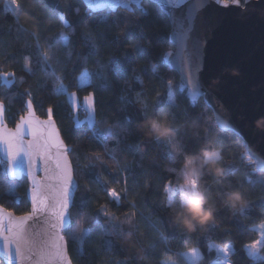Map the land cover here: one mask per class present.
<instances>
[{"label":"trees","instance_id":"16d2710c","mask_svg":"<svg viewBox=\"0 0 264 264\" xmlns=\"http://www.w3.org/2000/svg\"><path fill=\"white\" fill-rule=\"evenodd\" d=\"M18 3L23 9L20 23L29 33H40L42 42L61 32L70 37V44L62 46L57 53L61 60L57 71L67 76L63 80L66 89L57 94L55 81L37 61L34 37L19 30L12 16L15 6L0 0V71H13L17 79L11 88L0 86V100L8 109V125L15 126L13 120L24 109L28 98L25 93L30 91L37 115L43 118L44 110L53 108L61 136L72 149L70 158L78 182L75 206L71 209L72 232L77 237L74 243L68 231L65 232L72 263L188 264L183 256L188 248L196 247L201 253L196 264H215L209 246L222 248L227 244L232 248L230 264H264V259L254 261L246 251L247 245L260 239L254 225L264 220V173L256 171L238 136L220 131L202 100L192 103L186 93L179 92L177 74L163 62L173 46L169 43V21L159 8L144 2L141 10L133 8L132 13L118 10L94 14L80 0H18ZM61 15L65 16L64 21ZM85 32L93 35L98 53L88 58L86 65L83 60L91 49L83 38ZM137 41L142 46L140 52L129 47ZM26 58L31 72L24 66ZM96 60L105 66L103 77L91 78V86L76 87L74 77L80 75L83 67L95 71ZM116 67L123 71H112ZM169 82L172 105L168 104L166 95ZM90 92H95L92 126L87 121L74 120L67 100V95L76 93L82 102ZM158 114H164L178 130L176 143L181 152L175 158L173 144L151 140L138 129L146 116ZM94 125L111 127L112 137L106 142L97 138ZM209 139L219 148L225 169L222 178L205 170L200 180L217 206L216 220L196 233L187 234L172 222L171 209L181 202L179 193L170 203L165 189H177L184 184L179 169L185 158L198 154ZM2 173L0 167V204L17 214L28 211L27 181L14 182L18 185L17 202L9 194V180ZM111 188L120 193L118 203L108 195ZM232 189L243 191L248 199L243 215H233L221 202L224 192ZM101 206H106L117 219L110 222L102 214ZM82 217H87L83 228L86 234L80 238L77 221ZM127 218L132 219L131 225L122 223ZM128 233H132L131 243L124 242ZM108 241H112L111 245Z\"/></svg>","mask_w":264,"mask_h":264},{"label":"snow or ice","instance_id":"6c2138e0","mask_svg":"<svg viewBox=\"0 0 264 264\" xmlns=\"http://www.w3.org/2000/svg\"><path fill=\"white\" fill-rule=\"evenodd\" d=\"M6 3L14 5L12 12L13 19L20 31L30 34L35 39V50L38 53L37 61L43 65L46 75L55 81V89L57 94L66 89L63 80L66 75H61L57 69L61 65V60L57 55L60 48L70 44V37L67 33L61 32L58 35H52L43 39L40 33H29V29L19 21V15L23 9L18 0H5ZM177 6H181L185 0H172ZM221 7H242L241 0H214ZM249 0H244L248 3ZM205 6V0H198L193 9L189 10L188 27L185 28L183 21L179 24L177 38L180 42L179 57L184 69V84L182 90L187 88L193 101L198 97H203L205 104L211 107L208 101L207 93L202 91V84L199 80V72L201 71L200 49L203 47V41H198L191 53L186 52V41L189 39V33L192 30V21L194 20V11ZM61 21L65 20V16H60ZM87 27V24L84 25ZM85 42L90 47L88 57L83 60L84 65L87 64L88 58L96 56L97 49L95 39L90 32L82 34ZM136 52L142 50V46L137 41L136 45H129ZM71 55V53H69ZM167 55H171L168 52ZM97 65L95 71H90L87 67H83L78 77H74L76 87L81 85L91 86V78H102L104 65L96 60ZM25 68L31 72L30 61L26 58L24 62ZM155 67V65H153ZM66 72V68L64 69ZM114 72L123 71L116 67L112 69ZM224 72L229 71L225 68ZM0 82L3 88H11L16 82V74L13 71H0ZM22 82V81H21ZM27 99L25 107L18 115V119H14V127H9L7 122V105L0 100V167L3 168V175L9 178V194H12L19 202V197L15 196V189L18 187L14 181L26 179L29 181V189L27 196L29 197L30 210L17 214L8 207L0 204V260L4 264H72V260L68 252L69 239L65 236V230L74 243L76 240L75 233L72 232V220L70 209L75 206L74 189L78 187V182L74 179V167L70 158L72 149L65 143L61 136L54 119V110L48 107L43 112V118L37 115L36 106L33 103L31 92H26ZM71 105L76 107L78 104L76 93H70ZM167 102L169 105L174 103L172 85L168 83ZM95 92H90L83 97V107L88 113L86 121H92V112L94 111ZM213 111L215 109L213 108ZM79 123V122H78ZM216 123L221 127H225L224 121L217 116ZM94 127H96L94 125ZM96 137L107 141L113 135L111 127H96ZM170 145L173 141H167ZM106 146V145H105ZM174 158V157H173ZM100 159V157H96ZM42 173V176L40 175ZM98 182H99V178ZM171 184V182H169ZM196 181L191 182V187L184 184L179 185L177 189L167 187L165 191L168 193V201H173L174 194L179 195V200H186L190 194L195 192ZM110 199L120 200V193L116 188L108 189ZM126 191V189H125ZM101 212L108 217L110 222L117 219L112 216L106 206H101ZM244 214V211L241 215ZM122 223L131 225L132 219L127 218ZM113 228L117 226L113 224ZM254 229H258L260 239L246 247L255 248L257 245H264V220L259 225H254ZM81 237L86 234V230H79ZM111 235V233H107ZM111 245L112 241L107 242ZM209 247H212L211 245ZM230 245L219 248L218 251L228 254ZM195 264L201 258L198 248L190 247L185 253ZM252 255H257L252 253ZM165 264H175V262L165 261Z\"/></svg>","mask_w":264,"mask_h":264},{"label":"water","instance_id":"95a60500","mask_svg":"<svg viewBox=\"0 0 264 264\" xmlns=\"http://www.w3.org/2000/svg\"><path fill=\"white\" fill-rule=\"evenodd\" d=\"M80 1L94 14L105 11L116 13L118 10L132 13L133 8L141 10L144 2L159 8L169 21V43L173 46V50L169 51L171 55H167V52L163 62L177 74L179 92L186 93L192 103L202 100L205 104L203 97L193 101L189 90H182L184 69L179 59L181 52L177 38L180 22L183 21L185 28L188 27L189 10L198 0H185L179 7L172 0ZM241 4L242 7L225 8L214 0H205V6L193 13L192 30L185 50L191 53L198 41L204 42L200 49L201 71L198 76L211 107L205 105L212 112L220 131L238 136L256 171L264 173V128L257 124L264 118V0H249ZM225 68L229 71L224 72ZM217 116L224 121V128L216 123ZM26 181L29 189V181ZM76 192L77 187L73 192L74 198ZM26 199L30 210L27 194ZM0 262L4 264L3 260Z\"/></svg>","mask_w":264,"mask_h":264},{"label":"clouds","instance_id":"9594fccd","mask_svg":"<svg viewBox=\"0 0 264 264\" xmlns=\"http://www.w3.org/2000/svg\"><path fill=\"white\" fill-rule=\"evenodd\" d=\"M259 127L264 128V118L257 122ZM193 127H196L193 124ZM139 131L147 138L155 141H173L174 158L181 152L180 145L176 143L178 130L168 121L164 114L148 115L138 125ZM221 152L215 147L213 139L207 140L199 149L198 154L188 155L185 158L179 174L183 178L184 185L191 187V182L196 181L195 192L190 194L186 200L171 209L173 225L181 232L192 234L204 228L216 220L217 206L206 194L200 180L205 170L217 177L225 175V169L221 164ZM171 170V169H170ZM222 204L228 208L233 215L241 214L248 207V199L243 191L232 189L224 192ZM87 223V217L77 221V231L82 230ZM132 233L124 237L125 243H131Z\"/></svg>","mask_w":264,"mask_h":264},{"label":"rangeland","instance_id":"374dc122","mask_svg":"<svg viewBox=\"0 0 264 264\" xmlns=\"http://www.w3.org/2000/svg\"><path fill=\"white\" fill-rule=\"evenodd\" d=\"M10 8H12V7L10 6ZM81 86H85V85H81ZM67 100H68V102L71 105L70 95H67ZM71 107H72L73 111L75 112V111L78 110L79 107H83V102H79L78 101V104H77L76 107H73L72 105H71ZM84 111H85V109H84ZM87 115H88V113L85 112L84 113V116L86 117ZM91 115L93 117V112H92ZM93 120L94 119L92 118V121L91 122H88L87 121L88 124H89V126H92L93 125V123H92ZM175 195L176 194L173 195V198H174ZM179 195H181V194H179ZM230 248H231V246H230ZM210 249L213 250V252H214V255H215V264H230L228 259H229L230 254L232 253V248H231V250H230V252L228 254H224V253L218 251L219 248L218 247H215V246L210 247ZM246 251H247V254L254 261H259V260L264 259V245H257L255 248L246 247ZM252 253H256L257 255L254 256V255H252ZM183 257L187 261L188 264H194V262L187 255L184 254ZM196 263H197V261L195 262V264ZM0 264H2V263L0 262Z\"/></svg>","mask_w":264,"mask_h":264},{"label":"built area","instance_id":"2783aa9c","mask_svg":"<svg viewBox=\"0 0 264 264\" xmlns=\"http://www.w3.org/2000/svg\"><path fill=\"white\" fill-rule=\"evenodd\" d=\"M85 111L83 107H79L77 111L72 112V116L75 121L77 122H86V119L83 118L82 116L84 115Z\"/></svg>","mask_w":264,"mask_h":264},{"label":"crops","instance_id":"0c3cea01","mask_svg":"<svg viewBox=\"0 0 264 264\" xmlns=\"http://www.w3.org/2000/svg\"><path fill=\"white\" fill-rule=\"evenodd\" d=\"M83 102V101H82ZM93 119H94V113H93V117H92ZM93 123V122H92Z\"/></svg>","mask_w":264,"mask_h":264}]
</instances>
